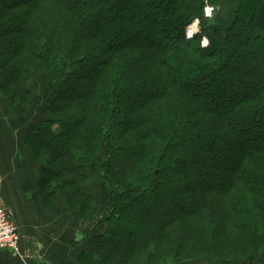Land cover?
<instances>
[{"label": "trees", "instance_id": "obj_1", "mask_svg": "<svg viewBox=\"0 0 264 264\" xmlns=\"http://www.w3.org/2000/svg\"><path fill=\"white\" fill-rule=\"evenodd\" d=\"M203 2L121 22L162 0H0V95L43 115L29 145L45 204L63 196L86 223L101 202L80 186L110 193L78 264L264 252V0L203 19L207 47L186 35Z\"/></svg>", "mask_w": 264, "mask_h": 264}, {"label": "crops", "instance_id": "obj_2", "mask_svg": "<svg viewBox=\"0 0 264 264\" xmlns=\"http://www.w3.org/2000/svg\"><path fill=\"white\" fill-rule=\"evenodd\" d=\"M8 104L0 95L3 199L20 227L21 246L29 256L21 258L13 251L0 250V264H78V256L90 247L93 239L94 232L89 231L92 225L71 210L63 196L55 202L58 211L47 207L39 190L42 169L21 146L19 135L23 125L19 127L18 116L10 112Z\"/></svg>", "mask_w": 264, "mask_h": 264}, {"label": "rangeland", "instance_id": "obj_3", "mask_svg": "<svg viewBox=\"0 0 264 264\" xmlns=\"http://www.w3.org/2000/svg\"><path fill=\"white\" fill-rule=\"evenodd\" d=\"M164 3V4H163ZM173 3V0H162V7L161 5H157L155 4L154 7H152L150 10H148L145 14L144 13H137V12H132L134 13L133 15H127L126 17L122 18L121 22H128V21H140L142 17L144 16H148V19H150L152 16H158L160 19L164 16L163 15V7H171ZM203 9L201 11V13L203 12L201 17H195L191 20L190 23H188L186 25V35L189 32L190 34H192V36H190L189 38L195 37L198 34H200L202 36L201 38V44L204 47H207L210 44V39L209 36L206 35L204 28H203V19H204V23L207 22V25L209 23H211L212 20L215 19V17H217V14H219V12L224 15L226 17L227 20L231 21L232 17L235 16L236 14V6L235 3H231L229 2V0H223L220 1L218 3L217 0H204L203 2ZM207 4H209L211 11L209 12V14H206V6ZM153 11V12H151ZM162 16V17H161ZM198 22V26L196 28H191L192 25ZM47 80L48 78L40 73L37 72L34 75V78L31 79V82L28 84V87L31 88L34 92V94H42L44 93V91L47 88ZM9 105V110L10 112L12 111V113H14L15 115L18 116V121L17 124L19 125V127L23 128L21 129V133L19 135V142H21V146L25 148V150L29 153L31 159H33L37 166H39L42 169V163L38 160L35 159L34 154L30 148L29 145V136L31 131L36 129V121L41 118H43V115L41 113L39 114H35L34 111H30L28 114H26L24 112V109L19 108V107H15L12 108L10 104ZM41 110V109H39ZM18 127V128H19ZM20 129V128H19ZM31 153V154H30ZM40 163V164H38ZM51 168H54V166L51 164ZM48 174L45 176L48 178ZM80 188L82 190L85 189V191H87L88 193H93L95 198H97L99 200V202H101V206L99 209H97V216H93L91 218L88 219V225H92V228L90 231V233L94 232V234H96L97 232H99V230H101V227L98 228L97 222L99 221V219L101 220L102 217L104 216L106 210H108L111 206H110V193L108 191V189L104 186L103 182H99V183H89L86 182L85 184L82 185V187L80 186ZM45 189V188H44ZM39 190H42V187L40 188L39 185ZM43 196V195H42ZM64 200V202L66 201L64 197H62ZM52 201V200H51ZM47 204V203H46ZM47 205V207L50 210H53L54 212H56V210L54 209V206ZM66 206V203H65ZM86 222V223H87ZM99 229V230H98ZM139 237H142L140 235H138ZM120 245V246H119ZM127 242H123L122 244H118V247H124L126 248ZM181 264H219V262H209V261H205V260H198V261H187V262H183ZM231 264H264V252H261L257 255H254V257L252 259L246 260V259H239L236 261H233Z\"/></svg>", "mask_w": 264, "mask_h": 264}, {"label": "built area", "instance_id": "obj_4", "mask_svg": "<svg viewBox=\"0 0 264 264\" xmlns=\"http://www.w3.org/2000/svg\"><path fill=\"white\" fill-rule=\"evenodd\" d=\"M211 8L209 4L206 6V14H209ZM198 22H195L191 28H196ZM187 36L192 34L189 32ZM23 235L20 227L13 216L12 210L3 199V178L0 175V250H10L21 258L29 256L28 252L23 251L21 243Z\"/></svg>", "mask_w": 264, "mask_h": 264}]
</instances>
